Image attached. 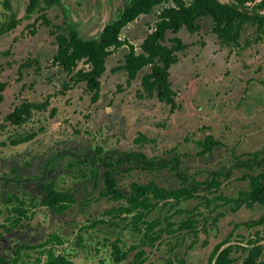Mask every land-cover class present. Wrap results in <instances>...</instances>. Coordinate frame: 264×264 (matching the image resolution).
<instances>
[{"label":"rangeland","instance_id":"obj_1","mask_svg":"<svg viewBox=\"0 0 264 264\" xmlns=\"http://www.w3.org/2000/svg\"><path fill=\"white\" fill-rule=\"evenodd\" d=\"M2 1L0 0V22L7 21L11 15L19 19V22L12 30L0 35V84H4L0 88V141L9 142L32 132L38 134L34 135L35 137L33 136L34 138L30 141L20 143L19 146L8 145L3 148V151L0 147V152L4 155L14 153L20 151L22 145L28 144L32 152L55 150V148L82 150L89 145H102L106 149L141 150L148 155L164 156L165 154L166 156L167 150L177 145L178 151L187 152L190 155L183 160L184 167L189 169L190 173H195L200 181H209L214 174L210 172L211 170H217L220 167L223 171L227 168L231 170L228 179L221 177L224 181L218 193L235 195L240 189H249L248 175L258 174L257 171H261L262 168L255 163L252 169L237 165L229 148L235 147L237 154L249 152L252 148L247 147L249 149L245 150V146L256 139L254 137L258 138V149L264 147V42L253 38L256 34L252 25L244 27L241 37L242 43L245 42V38H249L252 44L240 51L220 41L211 31V19L208 17L199 19L201 24L199 31L191 33L183 27L176 33L187 47L177 51L179 61L170 67L173 88L179 96L184 94L183 76L191 78L190 89H197L190 93L198 109L195 114H205L210 109L211 116L221 121L216 123L212 119L210 131L215 132H213L215 137L218 142H222V145L218 143L209 153L200 154V156L197 152L196 140L209 133V129L202 128L201 125L204 123L188 122L186 127L183 126L178 132L173 127V119L167 105L159 102L156 96L140 97L138 95V91L143 93L141 77L149 68H143L136 79L127 83V71L124 68H118L124 62V55L128 51L127 45L113 49L107 58L106 69L101 77L102 95L96 103L91 102L90 93L84 82L70 80L69 74L53 61L57 49L54 32L62 31L66 22L72 20L77 23L82 36L95 35L108 17L114 16V3L119 0H59L51 6H46L42 0L40 8L29 16L25 13L28 0H9L10 9L5 8ZM170 4H172L171 1L164 2L155 6L151 13L139 15L123 27L120 37L129 40L135 45L136 50L140 51V44L146 34L154 28L159 11L163 6ZM43 10L50 20V25L41 19L35 20ZM66 13L69 14L68 18ZM95 23H98L96 29L93 27ZM57 26H61V29ZM173 35L168 33V36ZM29 60H32V65L19 71L20 63ZM33 60L38 63H33ZM87 66L84 61H80L77 68ZM210 76L224 78L226 81L222 80L223 88L220 89L217 86L221 81L211 83L205 88L203 84L199 87L201 84L199 80H205ZM186 80H188L187 77ZM64 81L69 83L67 89L63 88ZM227 86H229L228 89ZM215 88L218 89L214 90ZM225 89H230L229 94L232 96L223 99L224 94H227ZM204 92L214 93L215 100L210 106L209 102L202 98ZM46 99L49 101L46 109L41 111L34 109L31 116L21 124H15L7 118L8 113L20 102L27 100L44 102ZM243 104L245 108H242ZM53 107L55 111L51 113ZM190 107L188 104V109ZM255 108L259 111L254 115L246 116L241 113V111L249 112ZM144 111L155 112L154 119L151 118L146 123L150 127L159 128L161 135L156 137L149 135L152 140L145 144H137L131 140L125 142L122 138L117 141L112 139L111 130L107 129L109 121H115L116 124L124 121L133 127L137 122L136 115H141ZM185 111L186 109H181L180 112L183 120L189 118L190 112ZM219 123L231 134L228 137L229 141L219 135L221 131L219 132V128L215 126ZM36 144L37 149H34ZM31 161L33 168L36 164L39 165V161H33L32 157L28 159V164H32ZM133 171L119 182L125 193L128 192L130 180L135 178L144 182L155 177L167 186H177L179 183L172 173L166 172L168 170L152 173L140 172L136 169L135 172ZM27 173L30 172L22 173L18 179ZM0 177L4 181L17 180L10 173L8 176L5 174ZM7 177L10 180H7ZM31 177L27 182L19 183L18 181L21 187L19 193L24 192L25 189L22 187L25 183L26 187L29 185ZM61 182L63 183V180ZM102 184L99 181V186L90 193L86 203L90 204L88 206L82 203L81 192L84 187L83 184H79L76 194H80L81 203L74 205L63 216H53L52 221H50L51 211L38 205V197H34L29 211L37 206L35 214L40 223L29 224L27 219H23L20 224L11 225L8 221L7 230H13L10 234L0 237V255L10 259L11 264H44V250L52 246L57 252L67 254L73 264H135V254L139 248H142L145 251L143 255L145 260L139 264H165L167 257L173 255L184 257L188 262L195 264L206 262L214 245L228 236H230V243L244 246L246 239L257 232L264 244V224L251 226L243 224L244 221L255 219L263 214L264 203H255L252 207L242 203L236 206V211L233 212L229 204L214 201L206 205L201 197L172 200L169 204H164L160 200L147 218V220L159 219L154 228V231H159V237L153 243H149L146 227L141 223L137 227L140 229H137L130 223L133 213H118L115 219L111 214L106 213L107 209L124 203L125 200L116 201L107 196H98L99 189L102 190ZM67 186H69L68 190L74 188L71 180H68ZM9 188L10 186L8 189L4 188L5 195L14 192ZM206 193L208 194V191L202 186L200 194ZM29 196L28 191L22 195L30 202ZM5 205L0 202L1 210L5 209ZM192 207L193 209L182 212ZM177 212L182 213L177 214ZM6 215V210L0 214V223L4 221ZM187 217L197 221L196 225L199 227L197 235L187 230L177 231L179 229L175 232L164 231L165 228H177V222ZM93 219L94 223H92ZM112 220L118 225H114ZM236 223H239L237 227ZM29 229H31L30 232ZM51 232L59 234L63 242H52L48 246H41ZM32 233L35 237L31 244L20 243L24 241L23 239L18 240L19 244L14 242L17 238L29 237ZM118 238L121 251L127 254L120 260H115L112 243H116ZM3 239L8 241L3 242ZM16 244H22L24 247L21 255L14 259ZM34 245L39 246L34 247ZM133 245H137L138 248H133ZM245 255L246 251L243 248H236L232 252L234 259L232 264H241ZM258 264H264V253L258 260Z\"/></svg>","mask_w":264,"mask_h":264},{"label":"trees","instance_id":"obj_2","mask_svg":"<svg viewBox=\"0 0 264 264\" xmlns=\"http://www.w3.org/2000/svg\"><path fill=\"white\" fill-rule=\"evenodd\" d=\"M41 1L28 0L25 9L26 16L39 9ZM43 1L46 6L59 2V0ZM168 1H171L172 4L161 8L154 28L146 34L140 44V51H137L135 45L129 40L120 37L123 27L129 22H132L141 14L151 13L155 6ZM2 3L5 8H11L9 0H3ZM66 16L68 18L69 14L66 13ZM37 17L35 20L41 19V21L50 25V20L44 10ZM203 17L210 18L211 31L224 43L235 47L236 50L240 51L252 44V40L249 38H245L244 43L241 42L242 32L246 25H252L256 34L253 37L254 39L264 42V0H128L120 15L108 23L103 31L95 37L80 35L75 21L66 22L62 31L54 32L57 49L53 56V61L58 63L69 74L70 80L84 82L86 88L92 93L91 100L96 102L100 97L101 77L106 69L107 58L113 49L127 45L128 51L124 55V62L118 68H124L128 73V78L134 79L143 68L148 67L149 69L141 77L143 92L147 95L155 94L160 100L170 105V111L172 112L177 104L175 100L176 93L170 80V67L179 60L177 51L187 47V44L176 33L183 27L191 33L199 31L201 29L199 19ZM18 22L19 19L13 15L7 21L0 22V35L12 30ZM57 27L61 29V26ZM168 33L174 35L168 36ZM80 61H84L88 66L77 68ZM33 63L36 64L38 62L33 60ZM31 65L32 60L24 61L20 63L19 71ZM3 86L4 84L1 83L0 88ZM68 87L69 83L64 81L63 88L67 89ZM48 104V99L44 102H30L28 100L20 102L8 113L7 118L15 124H21L31 116L34 109L45 110ZM54 111L55 108L53 107L51 113H54ZM35 134L32 132V134L22 138L13 139L11 142L17 144L28 141ZM143 138L144 136H141L138 140L140 141ZM205 141L208 144L207 148L218 143L211 135L206 136ZM98 151L101 152L102 148L99 147ZM131 154L144 155L142 152H131ZM250 154L249 160L259 157L264 159V149L255 150ZM262 167V171L258 174L248 175L250 187L247 190H240L236 199L227 196L223 192L218 193L224 179H228L231 175L229 171L215 172L206 184L205 189L208 194L202 195L198 193L197 185H202L204 182H197L196 185L190 187L182 185L176 188L159 187L153 182L147 184L134 182L130 184V191L125 195L120 187L117 186L112 173L105 172L101 194L109 196L116 201L125 200L124 203H119L117 206L107 209L106 213L111 214V216H116V214L122 212L133 213L130 223L135 228L142 223L146 227V235H149L148 242L153 243L159 237V231H154L159 219L147 220V218L150 211L156 207L160 200L178 201L183 198L201 197L206 205H210L214 201H233L236 206L244 203L252 207L255 203H264V166ZM16 198L17 196L15 195H8L9 201H14ZM73 201L74 197L70 192L50 184L46 188V195L41 203L57 212H62ZM22 202L20 203L22 204ZM14 211L18 214V219L23 217L28 219L32 215V213L28 214V209L21 206H16ZM214 218L216 219L217 217L215 216ZM262 223H264V214L258 219L245 222L248 226ZM196 226V220L188 218L182 220L176 229H179L177 231H190L192 229L196 235L198 233ZM176 229L165 228L164 231L175 232ZM229 238L230 236L215 245L207 264H232L234 261L232 252L238 247L246 251L241 264H258V260L264 253V244L257 232L246 239L247 242L244 246L230 243ZM52 242L62 243L63 240L59 234L53 233L42 242L41 246H48ZM22 247L21 245L16 249L14 259L21 255ZM112 247L115 260H120L127 254L125 251H121L118 242L113 243ZM133 248H138V246L133 245ZM44 254V264H73L72 259L67 254L57 252L52 246H48L44 250ZM144 254V249L139 248L137 250L134 257L135 264L145 260ZM11 263L10 259L0 255V264ZM165 264H185V258L176 255L168 256Z\"/></svg>","mask_w":264,"mask_h":264},{"label":"flooded vegetation","instance_id":"obj_3","mask_svg":"<svg viewBox=\"0 0 264 264\" xmlns=\"http://www.w3.org/2000/svg\"><path fill=\"white\" fill-rule=\"evenodd\" d=\"M127 2H128V0H119V2L114 3V16H109L108 20L101 27L100 31H98V33H96L95 35L100 34L103 31L104 27L108 23L115 20L118 17V15H120L121 11L124 9ZM88 26L90 29V25H88ZM93 27H95V29H96L98 27V23H95V25ZM93 27H91V28H93ZM95 35H88V36H84V37H93ZM220 41L223 42L222 40H220ZM88 92L90 93V100H91V94L92 93L89 90H88ZM137 93L140 97L143 95V93H140V91H138ZM146 96H149V95L146 94ZM150 96H156V95L153 94ZM157 99L159 102H162L163 104L167 105L170 108V105L167 104L165 101L160 100L158 97H157ZM91 102H93V101L91 100ZM39 111H41V110H39ZM35 136H36V134H35ZM30 140H28V141H30ZM150 140H152V139L151 138H143L136 143L137 144H145V143H148ZM28 141H24V142H20V143H26ZM20 143L14 144L11 141H9V142L8 141L7 142L0 141V147L2 148L1 150L3 151V148L7 147L8 145L19 146ZM196 144L198 145L197 152L199 153V155L200 154L203 155L207 152L209 153L212 150L213 146L217 145V143H216L212 147L207 148L208 144H206L204 137L197 139ZM28 145H22L21 150L16 151L14 153L4 155L3 152H0V176L5 175V174H6V176H8L10 173L14 176V179H18L22 173L37 172V174H33V176L31 177L32 180H31V182L29 181L30 183L27 187H26V183L23 185L22 188H24L25 190L22 193H19V190L21 187H19L18 181H13V180L12 181H4V180H2L3 178L0 177V202L6 204L4 210H1V208H0V214H2L5 210L7 211V215L5 216L4 221L2 223H0V226H1L0 227V237L10 234L11 230H13V229H10V231L7 230L8 229V225H7L8 221H10L11 222L10 224L13 225L15 223L20 224V222L23 219H27L25 217L18 219V214L16 213V215H15V211H14L16 206H21L22 208H26L29 210V207H31V205H32V200H34V197H36V196L38 197V201H39L38 205L44 206L41 202L46 195V188L50 184H54L57 188L70 192V194L74 197V201L69 203V205L62 212L61 211L57 212L48 206H44L45 208H47L48 210L51 211L50 212V221H52L53 216H55V215L63 216L64 213L71 210L74 205L81 203V201L79 200V198L81 197L80 194L79 195L76 194L77 190H78L77 186H80L79 184H83V187H84L83 192L79 191L83 194L82 203L86 206L90 205V204H86L87 199L90 197L89 195L92 192V190H94L95 188H97L99 186V181H101L103 183L102 184V188H103V186H104L103 176H104L105 172H111L112 173V176L115 178V181H116V184L118 187H120L119 182L122 179H124V176L126 177V175L129 172H132L133 170H134L133 172H135V169L137 171H140V172H149V173L168 170L166 172L172 173L174 175L175 179H177L179 181L177 186H167V185H163L162 183H160L155 177H151L147 181H144V182L141 181L140 179L135 178V179L130 180V182L128 184V192L130 191V184L134 183V182H137L140 184H147V183L153 182L157 186L164 187V188H176V187H180L182 185L190 187L192 185H196L197 182H204V184H202V185L201 184L197 185L198 186V193H200L202 186H203V189H205L207 181H208V180H206V181L198 180L195 173H190L189 169L184 167V161L183 160L186 157H189L190 155L187 152L178 151L177 145L170 147L167 150L168 155H166V156H165V154H164V156L163 155H159V156L158 155H148L147 153H145L144 151H141V150L115 149L114 152L103 156L105 160L100 156L102 151L101 152L98 151V148L100 147L98 145L97 146L89 145L88 148L82 149V150H77L76 148H63V149H56L55 148V150L45 149V150L35 151V152H32V149L28 148ZM33 148L37 149V144ZM229 149L231 151L232 156L236 159L237 165L244 166L248 169H252L254 166V163H255V164H258L259 168L261 167L263 169L262 166H264L263 165L264 159H262L261 157H259L257 159H253V160L248 159L251 157L250 153L253 151L244 152L242 154H237V152H235V151H237L235 147H231ZM261 149H264V147L257 149V150H261ZM30 152H31V154H30ZM131 152H142L144 155L143 156L137 155V154L135 155V154H131ZM30 157L33 158V161L38 160L39 165L36 164L33 168L32 167L33 166L32 161H31L32 164H28V159ZM100 162H102L101 166H100ZM262 169H261V171H262ZM227 171L231 172V170H229L228 168L226 169V171H223V168L220 167L217 170H211L210 172H214V174H215V172H227ZM261 171L259 170L257 172H261ZM94 172H102V174H103L102 178L100 180H96L95 176H94L96 173H94ZM7 180H10V178L7 177ZM62 180H63V183L61 182ZM68 180H71V182L74 184V188L72 190H68V187H69V186H67ZM10 182H12L11 185H10ZM81 182H83V183H81ZM9 186H10L9 190L14 191V192H12L11 194H8V195L9 196L10 195L17 196V198L14 199V201H9L8 195L7 194L5 195L3 193L4 188L8 189ZM120 189L122 190V192L125 195L128 194V192L125 193L121 187H120ZM240 190H242V189H240ZM26 191H28L30 194V196H29V198H31L30 202L22 197V195H24V193ZM239 191L235 195H228V194H226V195L236 199V198H238ZM101 192H102V190L99 189L98 196L102 195ZM103 196H105V195H103ZM107 197L111 198L109 196H107ZM18 198H19V201H18ZM20 199H21V201H23L22 204L20 203L21 202ZM183 199H193V198L190 197V198H183ZM171 201L172 200H169V201L161 200L162 203L165 202L164 204H169V202H171ZM224 203L229 204L230 208L233 210V212L236 211V209H235L236 203L235 202L231 201V202H224ZM261 204H263V203H261ZM36 207H34L33 210H30L28 212V214L32 213L31 217L27 219V221H29V224L40 223V220L37 218V214H35ZM191 209H193V207L189 208V209H185L182 212H186V211H189ZM182 212H177V214H181ZM263 214H261V215H263ZM261 215H259L255 219H258ZM112 217H113V219H115L114 217H116V216H112ZM188 218L189 217L184 218V219H188ZM94 219L92 222H94ZM152 219H157V218H152ZM184 219L182 218L181 220H179L177 222V224H176L177 227H178L179 223ZM251 220H254V219H251ZM112 222H114V220H112ZM245 222L246 221H244L243 224H245ZM196 223H197V221H196ZM109 224H111V223H109ZM262 224H264V223H262ZM114 225H118V224L114 222ZM238 225H239V223L235 224L236 227ZM258 225H261V224H258ZM196 227H197V231L199 233V227L198 226H196ZM174 229H176V228H174ZM189 232H191V234L195 235L192 229ZM53 233H55V232H51V233H49V235L53 234ZM49 235L47 236V238L49 237ZM220 241H222V240H220ZM220 241H218L216 244H218ZM116 242H118L119 246L121 245L119 238L117 239ZM19 246H21V245H17V246H15V248L18 249ZM22 246L24 247V245H22ZM16 249H15V252H16ZM209 256L210 255H208V259H209ZM208 259L206 262H198L195 264H207ZM185 264H194V263L188 262L185 259Z\"/></svg>","mask_w":264,"mask_h":264},{"label":"crops","instance_id":"obj_4","mask_svg":"<svg viewBox=\"0 0 264 264\" xmlns=\"http://www.w3.org/2000/svg\"><path fill=\"white\" fill-rule=\"evenodd\" d=\"M176 63H174V64H176ZM127 76H128V74H127ZM185 76H183V81H184L183 82V86H185L184 87L185 88V93L184 94H181L179 96V93H177L175 91V89L173 88V86H172V88L174 89V91L176 93L175 100H176V104L177 105L173 109L172 112L170 111V108L169 107H168V110H169V114H171L172 119H173V127L176 128L178 132H180V129L183 126L186 127V123H188V122H193V123H196V124L197 123H200V124L204 123V124L201 125L202 128L209 129V133H206L205 136H204V138L206 136H208V135H211L213 137V139L218 142L217 138L214 135L215 132L213 130H212V132L210 131V129H211L210 122L212 121V119L215 120L216 123L221 122V121H220V119H215L214 117L211 116L210 109L207 110L205 114H202V113H200L199 115H196L195 114L198 111V109H197V107L195 105V102H194L192 96H190V93H192L194 90H197V89H190V87H191V85H190L191 78H189L188 76H186L188 78V80H186V77ZM136 77L134 79H136ZM215 77H217V76H210V77H206L205 80H203V79L199 80V83H201L199 85V87L203 84V87L205 88L207 86H210L211 83H215L216 81H218V82L221 81L219 84H217V86L220 87V89H222L223 88L222 86H224L222 84V80L224 81L225 79L224 78H220V77H218V78H215ZM134 79H129L128 78L127 79V83H130ZM227 80H229V79H227ZM140 83H141V80H140ZM199 83H197V84H199ZM101 84H102V82H101ZM229 86H232V84H229ZM229 86H227V89H228ZM216 89H218V88H215L214 90H216ZM227 89H225V90H227ZM229 90L225 91L227 94L226 95L224 94L223 99H225L228 96H232V94H229ZM220 93H221V91H220ZM250 93H251V91H250ZM101 95L102 94H101V91H100V97H99V99L101 98ZM202 95H203L202 96L203 100L209 102V106L215 100V96H214V93L213 92H210V93H205L204 92ZM142 96L143 97L146 96L145 92H143V95ZM178 96H179V101L177 100V97ZM148 97H150V95ZM94 103H96V102H94ZM188 104L191 106L190 109H188ZM242 108H245L244 104H243ZM106 109H108V107ZM181 109H183V110L186 109L185 112H187V111L190 112L188 119H184L183 120V115L180 116ZM258 111H259L258 108H255L254 110H250L249 112H243V111H241V113L243 115L249 116L250 114H253L254 115ZM154 115H155V112H152V111L151 112L150 111H148V112L144 111L143 114L136 115L137 122H136L135 125H133V127L132 126L130 127V125L127 122L124 123V121L121 122V123L119 122L118 124H116L115 121H112L111 120V121L108 122V125H107L108 128L107 129L108 130H111L110 135H111L112 139L115 140V141H117V140H119V139L122 138V141L128 142L129 140H131L134 143H136V142L139 141L138 138L141 137V136H144V138H149L150 136L156 137L158 135H161V131H160L159 128H157V127L156 128L155 127H150L149 124L146 123L147 120H150L151 118L154 119L153 118ZM182 120H183V122H182ZM175 125H176V127H175ZM215 126H217L219 128L218 129L219 132L221 131V133L219 134V135H221V138H225L226 141H229L230 138L228 139V137H229V134L230 133L227 132L228 129L224 128L220 123H219V125H215ZM254 138H256V139H254L252 142H250L249 145H247L245 143V145H247V146H245V150L246 149H249V148H252L251 151H254V150H257L258 149V146H257V144L259 143L258 142V138L257 137H254ZM218 143L222 145V142L221 141L218 142ZM99 146L102 148V152H101V155L100 156L103 159H104L103 156L104 155H107L108 152H110V153L114 152L113 149H106L102 145H99ZM247 147H249V148H247ZM251 151H249V152H251ZM101 165H102V162H100V166ZM94 173H96V175H94L96 180H100L102 178V175H103L102 172H94ZM38 229H39V227H38ZM30 230L31 229H29V232H30ZM34 237H35L34 236V233H32L29 237L17 238V240H15L14 242L18 243V240L19 239H23L24 241H22L20 243L31 244L32 242H34V240H33ZM6 241H8V240L3 239V242H6ZM16 246H17V244H16ZM214 247H215V245H214ZM214 247L212 248L211 252L213 251ZM211 252L209 253V255L211 254Z\"/></svg>","mask_w":264,"mask_h":264},{"label":"water","instance_id":"obj_5","mask_svg":"<svg viewBox=\"0 0 264 264\" xmlns=\"http://www.w3.org/2000/svg\"><path fill=\"white\" fill-rule=\"evenodd\" d=\"M95 36H93V37H95ZM33 174H37V172L27 173V175H23L20 179H17L16 181H19V183L27 182Z\"/></svg>","mask_w":264,"mask_h":264}]
</instances>
